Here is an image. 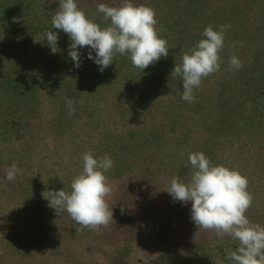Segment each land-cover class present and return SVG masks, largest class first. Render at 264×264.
Segmentation results:
<instances>
[{
    "label": "rangeland",
    "instance_id": "1",
    "mask_svg": "<svg viewBox=\"0 0 264 264\" xmlns=\"http://www.w3.org/2000/svg\"><path fill=\"white\" fill-rule=\"evenodd\" d=\"M59 2L0 0V264H232L226 252L239 241L198 229L191 202L167 190L173 177L191 178L189 154L203 152L247 177L253 199L245 215L264 226V0H133L155 10L168 55L142 70L116 54L103 72L87 59L88 46L73 67L68 35L51 29ZM102 3L122 0H77L103 28L110 20L97 11ZM209 25L228 26L220 69L188 102L171 72ZM50 29L57 48L44 35ZM65 101L74 107L64 110ZM107 140L127 142L131 156L105 173L113 221L86 227L47 200L63 181L70 192L76 175L47 174L45 163H77L81 172L83 154ZM13 163L21 171L8 181Z\"/></svg>",
    "mask_w": 264,
    "mask_h": 264
},
{
    "label": "clouds",
    "instance_id": "2",
    "mask_svg": "<svg viewBox=\"0 0 264 264\" xmlns=\"http://www.w3.org/2000/svg\"><path fill=\"white\" fill-rule=\"evenodd\" d=\"M97 11L105 20H110L108 26L102 28L88 18L78 7L77 0H60L59 11L52 18L51 29L62 30L69 37L68 56L73 67L81 66L80 49L85 46H88L87 59L92 60L100 72L113 64L116 54L129 55L132 64L142 70L168 55L167 40L158 35L153 8L122 0L118 7L98 4ZM227 27H206L203 38L183 55L182 63L174 65L171 75L181 77V98L185 101L192 102L194 89L202 79L220 69L219 53L225 44ZM51 29L44 35L49 45L57 48L59 37ZM50 48L52 53L56 52ZM229 63L236 69L242 67L235 56ZM188 160L193 169L191 178L186 182L173 177L167 190L169 195L183 204L191 202L190 219L198 229L215 230L218 237L227 234L239 241L234 251L226 252L232 264H264V226L252 224L245 215L253 199L247 190V177L236 169L214 165L203 152L190 153ZM82 161V171L73 179L71 191L50 190L47 200L57 213L66 211L83 226L107 224L113 221V212L106 202L112 188L105 173L114 161L107 153L94 157L91 152H85ZM20 171L16 163L11 164L5 179L14 180Z\"/></svg>",
    "mask_w": 264,
    "mask_h": 264
},
{
    "label": "trees",
    "instance_id": "3",
    "mask_svg": "<svg viewBox=\"0 0 264 264\" xmlns=\"http://www.w3.org/2000/svg\"><path fill=\"white\" fill-rule=\"evenodd\" d=\"M62 105L65 107L64 110H70L74 107V104L68 103V101H65L64 103H62ZM136 110H137L136 107L132 108V111H136ZM62 114L63 113H59L56 116H53L51 119V121H53L56 124V127L62 125L60 124L62 120V117H61ZM65 122L66 120H63V124H65ZM45 138L46 137H44V139ZM127 141H129V143H133L134 145H136L137 143V141L134 138H131V139L129 138L127 139ZM51 142H52V146L55 147L56 140L54 137H52ZM126 143L127 142H124V141L122 142L115 141L114 143H111L108 140L105 141L104 144H100V145L95 143L94 147L92 148L91 153L94 155V157H100V156H103L105 153H107L110 156V158L114 161L113 164L124 163L131 156L130 153L128 152V149L130 148V146H127ZM134 145L132 147H134ZM27 147H28L27 144H20L18 145V150L25 152V149H27ZM72 164H73V167H70V163H62V162H57V165L45 163V166L48 168L47 174L50 173L53 175H57L58 177L63 179L65 175L67 176L71 175L72 177H75L74 175L77 176L81 173L79 170L81 168V165H79V169H78L77 167L78 165H76L77 163H72ZM82 166H83V163H82ZM58 189L59 190L63 189L66 192V189H67L66 183L63 181L61 184H59Z\"/></svg>",
    "mask_w": 264,
    "mask_h": 264
}]
</instances>
